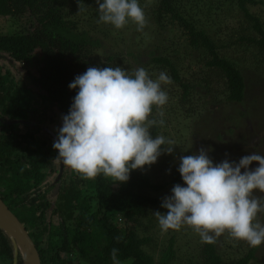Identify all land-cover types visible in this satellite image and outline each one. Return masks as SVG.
I'll list each match as a JSON object with an SVG mask.
<instances>
[{"label":"trees","instance_id":"1","mask_svg":"<svg viewBox=\"0 0 264 264\" xmlns=\"http://www.w3.org/2000/svg\"><path fill=\"white\" fill-rule=\"evenodd\" d=\"M85 2L0 0V16L21 27L0 34V199L27 231L41 264H173L172 239L158 261L145 249L152 244L142 226L148 210L174 214L178 209L150 194L165 186L154 185L148 175L165 148L164 142L153 145L157 127L152 122L142 145L130 136L128 123L138 107L150 114L155 111L152 98L146 100L150 91L144 75L155 68L166 70L179 86L181 103L190 100L197 88L210 93L221 84L227 102L243 103L246 85L239 68L243 62L229 50L237 44L264 63V25L250 10L263 3L154 0L147 21L163 33L180 32L181 41L198 54L201 76L191 81L180 75L170 57L151 53L145 62L136 52L104 49L94 29L83 27L76 13ZM109 4L105 13L110 15L103 24L119 18L130 1L109 0ZM233 10L248 27L232 26L222 43L220 25L233 19ZM97 50H104L101 56ZM126 55L135 60L139 71L124 64ZM18 75L37 90L18 85ZM41 103L46 109L56 108L72 132H91L102 144L68 158L54 133L42 127L47 123L42 120ZM31 117L35 123L28 121ZM95 121L109 130L94 129ZM106 167L116 175L108 176ZM184 175L182 169L175 171L170 183L182 186ZM253 253L232 264H249ZM199 254L195 264H224L210 240H205ZM0 264H23L20 249L1 229Z\"/></svg>","mask_w":264,"mask_h":264},{"label":"rangeland","instance_id":"2","mask_svg":"<svg viewBox=\"0 0 264 264\" xmlns=\"http://www.w3.org/2000/svg\"><path fill=\"white\" fill-rule=\"evenodd\" d=\"M129 1L121 16L107 19L108 24L102 20L110 15L105 13L111 7L109 0H86L84 9L78 8L76 13L83 27L94 29L104 49L136 52L145 62L151 53L170 57L183 78L193 81L201 76L198 54L181 41V33H163L147 21L154 0ZM261 2L250 10L264 25V0ZM231 14L233 19H225L220 25L218 38L222 43L228 40L232 26L240 23L248 27L237 11ZM18 29L21 27L12 18L0 16V34H12ZM237 46L229 52L240 56L243 62L239 68L246 97L240 104L226 101L222 84L212 87L210 93L197 88L190 100L181 103L179 86L170 80L166 70L155 68L144 75L150 91V97H145L152 98L155 111L150 114L143 106L138 107L136 116L128 123L130 136L142 145L152 122L157 127L153 145L164 142L165 148L148 175L154 185L165 186L150 194L178 209L174 214L149 209L142 221L146 235L152 238L151 247L145 249L156 261L172 239L176 253L173 264H195L200 259V247L210 240L224 264H232L251 250L254 257L249 264H264V63L261 57L252 59L253 52L245 53ZM103 51L97 50V54L101 56ZM243 53L245 57L241 56ZM123 60L133 71L140 68L127 55ZM17 81L18 85L28 84L33 91L37 90L22 75L17 76ZM46 106L41 103L45 110L42 120L47 123L42 127L54 133L68 158L76 152L84 155L102 144L91 132H72L59 118L57 109ZM33 119L28 121L35 123ZM93 126L96 130H109L96 121ZM41 136L46 137L44 133ZM41 136L38 139L42 140ZM103 156L105 159L106 155ZM180 169L184 170V183L176 188L170 180ZM106 173L110 177L116 175L109 167Z\"/></svg>","mask_w":264,"mask_h":264},{"label":"water","instance_id":"3","mask_svg":"<svg viewBox=\"0 0 264 264\" xmlns=\"http://www.w3.org/2000/svg\"><path fill=\"white\" fill-rule=\"evenodd\" d=\"M0 229L17 246L23 257V264H41L33 241L29 238L25 228L11 213L5 203L0 199Z\"/></svg>","mask_w":264,"mask_h":264},{"label":"built area","instance_id":"4","mask_svg":"<svg viewBox=\"0 0 264 264\" xmlns=\"http://www.w3.org/2000/svg\"><path fill=\"white\" fill-rule=\"evenodd\" d=\"M120 221H121V219L119 218V219H118V222H120Z\"/></svg>","mask_w":264,"mask_h":264}]
</instances>
